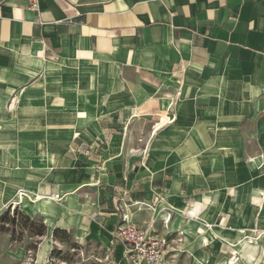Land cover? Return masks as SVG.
I'll return each instance as SVG.
<instances>
[{"label":"crops","instance_id":"crops-1","mask_svg":"<svg viewBox=\"0 0 264 264\" xmlns=\"http://www.w3.org/2000/svg\"><path fill=\"white\" fill-rule=\"evenodd\" d=\"M12 209L44 223L35 264L56 230L112 245L123 215L184 236L192 263L208 231L264 237V0H0V215ZM212 240L202 250L226 264L229 242ZM0 242L8 264L31 260Z\"/></svg>","mask_w":264,"mask_h":264},{"label":"rangeland","instance_id":"rangeland-1","mask_svg":"<svg viewBox=\"0 0 264 264\" xmlns=\"http://www.w3.org/2000/svg\"><path fill=\"white\" fill-rule=\"evenodd\" d=\"M142 134L143 132L141 130L129 132L130 136L139 135L138 138H141ZM131 140L132 139H130L129 144H133V141L131 143ZM132 147L133 146L129 148L133 149ZM125 185H127V183H124L123 185L117 184V186L120 187ZM124 191L125 190L121 191L122 195H126ZM45 202H49V204H42L41 207L39 205L38 209L45 211L46 209L44 208H48L51 210V200H46ZM2 216L3 215H0V232L8 233L13 240L20 243L23 242V245L31 251V257H29L31 260H29L27 264H35L32 262V259L38 249V245L41 241L40 238L46 231L43 221L40 218H31L19 209H12L10 214ZM216 231L220 233L213 234L208 231L204 236H210V239H213L212 241L217 238L224 239L230 244L228 245L229 247L226 246L225 248V250L230 253V256H227L226 254L223 255L219 262L224 261L226 264H232L233 260H235L233 264H240V262L241 264H264V237L263 234H260L263 232L252 230L250 234L243 230L230 231L222 228H217ZM114 233H116V230H114ZM163 236L167 237L166 234H163ZM179 239L180 235H178V233L173 234L170 238V248H180L178 242ZM51 241L53 243L52 248L54 247V251L49 255L48 264H133L129 255L126 253V248L117 243L115 238L113 239L112 245H103L96 241L77 244L73 232L61 230H56L54 232L53 239L51 238V240L45 241L41 247L38 263H42L45 256V250L51 249ZM2 244L3 242H0V247H2ZM204 244H206L205 241ZM203 245L200 244V241H197L189 248L193 255V263L192 260L186 256L188 253L184 252L185 249H179L175 252L171 251L170 264H214L208 258L205 251L202 250ZM230 246L231 248L238 250L239 256L234 255ZM196 249L200 252H196ZM0 264H8L6 257L3 255H0Z\"/></svg>","mask_w":264,"mask_h":264},{"label":"built area","instance_id":"built-area-1","mask_svg":"<svg viewBox=\"0 0 264 264\" xmlns=\"http://www.w3.org/2000/svg\"><path fill=\"white\" fill-rule=\"evenodd\" d=\"M25 6L38 10L39 0H20ZM21 195L24 193H20ZM55 201H60V195L51 196ZM124 225L117 227L114 238L117 243L126 248L133 264H170L171 251L183 250L186 247V238L180 236L179 247L172 249L171 241L168 237L158 235L152 227L142 229L128 223V217L123 215ZM180 233V232H179Z\"/></svg>","mask_w":264,"mask_h":264},{"label":"bare ground","instance_id":"bare-ground-1","mask_svg":"<svg viewBox=\"0 0 264 264\" xmlns=\"http://www.w3.org/2000/svg\"><path fill=\"white\" fill-rule=\"evenodd\" d=\"M158 127H159V126H158ZM19 197H20V199L23 200L24 202L31 198L29 195L24 196L23 194H22V195L19 194ZM25 197H26V198H25ZM46 200H47V201H50L51 199H50V198H46V197H44V198H42V199H39V200L36 202V208H38L39 205H40V207H41L42 204H49V202H45ZM50 205L53 207L52 203H51ZM51 210L53 211L54 209L52 208ZM42 212H45V211L43 210ZM40 215H41V213H40ZM128 220H129V218H128ZM260 237H261V236H260ZM204 241H205L206 244H208V242L210 241V236H209V238H208V237L203 238V239H202V243H203ZM242 249H243V248H242ZM232 252L234 253L235 256H239V252H238V250L232 248ZM233 262H235V260H233Z\"/></svg>","mask_w":264,"mask_h":264},{"label":"trees","instance_id":"trees-1","mask_svg":"<svg viewBox=\"0 0 264 264\" xmlns=\"http://www.w3.org/2000/svg\"><path fill=\"white\" fill-rule=\"evenodd\" d=\"M8 214H10V211L6 212L3 216L8 215ZM3 216H2V217H3ZM44 235H45V233L42 234V236H44Z\"/></svg>","mask_w":264,"mask_h":264}]
</instances>
